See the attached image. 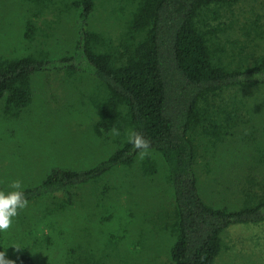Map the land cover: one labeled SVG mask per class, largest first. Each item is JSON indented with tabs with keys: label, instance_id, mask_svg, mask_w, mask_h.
<instances>
[{
	"label": "rangeland",
	"instance_id": "obj_1",
	"mask_svg": "<svg viewBox=\"0 0 264 264\" xmlns=\"http://www.w3.org/2000/svg\"><path fill=\"white\" fill-rule=\"evenodd\" d=\"M70 3L0 0V56L71 47L75 20ZM128 7L126 0L95 1L88 26L104 39L105 49L110 42L118 45L124 35ZM27 20L39 28L31 39L24 34ZM202 25L216 59L226 68L254 66L264 56V0L210 5ZM98 85L80 72H49L33 77V101L20 114H5L0 106V191L11 190L14 179L22 186L36 184L54 165L87 168L119 148L125 139L121 130L119 135L110 131L108 137L95 130L104 94ZM215 102L236 111L237 124L234 133L225 131L218 143L212 134L201 139L197 172L203 197L220 202L227 183L264 175V89L231 88ZM171 190L162 156L154 151L140 154L130 165L73 187L71 204L62 194L29 202L10 228L0 232V251L7 249L11 264L23 254L42 264H117L123 259L142 263L144 257H127L108 236L120 235L117 244L130 250L127 239L137 241L141 232L147 257L153 247L168 244L169 230L158 227L173 212ZM227 195L233 198L232 191ZM222 238L215 264H264V221L231 225ZM154 256L160 262L167 259L163 252Z\"/></svg>",
	"mask_w": 264,
	"mask_h": 264
},
{
	"label": "trees",
	"instance_id": "obj_2",
	"mask_svg": "<svg viewBox=\"0 0 264 264\" xmlns=\"http://www.w3.org/2000/svg\"><path fill=\"white\" fill-rule=\"evenodd\" d=\"M95 1L71 0L75 20L71 47L0 56V106L5 114L18 115L33 101L35 75L80 72L104 91L95 124L98 135L108 137L117 126L125 139L113 153L87 168L54 165L38 183L22 186L25 195L31 202L62 194L71 204L73 187L96 181L139 157L141 151L128 142L129 135L138 132L150 141L147 153H159L166 163L174 209L158 228L169 230L168 244L162 242L157 249L150 245L152 253L147 257L141 232L137 241L127 239L130 250L117 244L120 235L112 234L109 240L116 241L114 246L127 257L138 261L144 257L142 263L133 264H215L229 226L264 221V175H246L249 180L243 183H227L219 202L203 197L197 172L199 147L204 146L201 139L212 134L216 141L237 124L236 111L217 105L216 97L235 87L264 89V56L254 66L228 69L216 59L202 29L206 8L240 0H126L132 8L124 35L118 45L110 42L106 49L104 39L88 26ZM24 27L27 39L39 29L32 20L25 21ZM2 244L0 237V249ZM162 252L166 261L153 260L154 253ZM123 261L117 264L131 263ZM13 264L42 263L23 254Z\"/></svg>",
	"mask_w": 264,
	"mask_h": 264
},
{
	"label": "clouds",
	"instance_id": "obj_3",
	"mask_svg": "<svg viewBox=\"0 0 264 264\" xmlns=\"http://www.w3.org/2000/svg\"><path fill=\"white\" fill-rule=\"evenodd\" d=\"M113 134L119 135V129H111ZM128 142L137 150L141 151L142 155H147V150L150 148V141L147 140L138 132H133L128 137ZM9 191H0V232L7 231L13 223L19 212L28 206V199L22 187L21 181L11 180ZM17 250L20 248L15 247ZM6 251H0V264H11V260L6 258Z\"/></svg>",
	"mask_w": 264,
	"mask_h": 264
}]
</instances>
